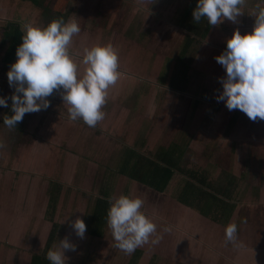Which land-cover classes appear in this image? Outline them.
<instances>
[{
	"label": "rangeland",
	"instance_id": "374dc122",
	"mask_svg": "<svg viewBox=\"0 0 264 264\" xmlns=\"http://www.w3.org/2000/svg\"><path fill=\"white\" fill-rule=\"evenodd\" d=\"M56 1L57 0H50V6L48 8H52ZM67 2L65 7L66 14L62 16H64L65 19L69 16L75 17L81 27V31L74 35L72 39L71 49L83 55L84 47H90L95 43L110 41L118 50L119 66L123 64L124 66H128L129 64L131 66L130 68L138 69L139 74L135 75L141 78L140 81H143L144 78H152V80H154L155 75L153 74L156 72L154 68H160L162 65L164 71L161 70V72L163 71L164 76L165 72L168 70L166 65L168 59H162L163 63H165L163 64L161 63V57L170 56L176 61L188 33L186 29L177 25L178 23L176 24V22L182 19L183 15L181 14L185 11L191 0H67ZM257 3L258 0H245V3L241 6V9L244 7V10H242V17L240 18L244 24L240 25H252L254 23L253 15L256 11ZM4 5H6V14L2 17L10 18V22H16V20L22 21L20 15H27L30 17L31 22L46 25L58 16L56 12H52V9L48 11L46 8L44 10V7L35 6L31 2L5 0ZM2 9L4 10L5 8ZM243 13H246V15ZM112 18L115 21L110 22ZM228 21L229 20L225 18L223 24H226ZM6 22L7 21L3 22L0 20V62L3 61L2 57L5 55L4 50L8 47L7 40L3 35V29L7 24ZM218 25H214L215 28L219 27L217 30L222 31L220 25ZM240 25H238L239 28H241ZM213 28L210 33L213 31ZM217 38L215 39L219 40ZM205 40L207 41V39ZM206 41L202 40V42ZM203 44L204 43L196 46L198 48L194 47L196 51L202 48ZM209 45L217 44L215 42H209L208 46ZM157 55L160 59H155L154 56ZM212 55L213 54L210 53L204 61H212ZM16 59L17 57L15 60ZM195 61L196 60H194V62ZM83 68L84 66L81 65V70H83ZM146 72H148V74H146ZM128 75L129 73L127 72L125 76L128 77ZM121 76H123V73ZM3 77L6 78L7 76L4 75ZM120 78L109 88L107 102L103 106V110H109L110 114L114 115L113 118H110L109 123L107 125L105 124L108 139L115 140V144L113 143L109 151H107L105 147L101 148L102 144H100V142H95L96 139L101 136L96 134L98 130H101V121L97 123L94 129L84 125L81 121L78 127L81 129L76 132V126L69 124L68 119L64 117L65 115L61 117L62 114L60 113H52L58 110V107H56L58 105H56V103L61 100L59 92L55 90L48 97L52 105L50 103L47 109L25 113L22 118L21 126L27 127L28 122H30L29 126L31 125L33 118L42 120V118L45 117L46 121L44 125L35 126V129H32L33 135H38L39 132L40 135L31 139L32 136L19 133L15 127L4 128L3 136L7 137L8 141L5 140L6 143H4L0 140L1 149L4 146L11 147L13 142L21 141L20 139H23V141L29 139L30 143L27 144L23 150L20 149L17 151L16 148H14L15 150L12 149L13 152L16 153L15 155L17 156V153H19L21 157L20 154H23L25 157L31 158L34 163L40 162L43 164L44 162L45 166H39L38 171L31 170L33 171L31 174L38 178L42 187L46 188L47 182L50 181L60 183L58 192L61 193L60 197H62L65 206L64 208L63 205L61 206L60 213L55 212L51 214L50 209L52 207L49 203V214L47 213V215L51 216L52 218L50 220L53 219L52 221L54 222V215L57 214L56 220H59L60 224L65 223V226L62 227V229H65L62 235L67 231L66 229L68 226V221H66L67 223L64 221L66 218L64 213L71 218L78 212L77 216L84 219L86 223L85 236L83 239L79 238L77 240L79 243L76 245L77 252L82 255H80L81 257H75L78 261L80 260L81 264H131L138 249H141V252L135 264H176V260H179L178 264H237V261H241L243 255L239 251L241 246L233 248V251L230 252L225 251L224 256L221 257L220 250L223 251V246L219 243L217 244V241L204 238V231L200 232L198 229H193L191 231V235H189L191 240L189 241H192V243L195 241L194 243H197L196 241L200 239V244L193 243L185 247L182 245L175 246L173 242L177 240L174 239L173 235H178V232L173 229L168 232L162 231L163 226L169 224L167 222L169 219L167 212H165V214L161 213V211H170L168 203L166 205V198L163 196L161 198L156 196L154 189H151L149 186L140 183L136 184L137 187L133 186V182H131L128 177L122 179L121 174L116 171V169H119V157L122 155V152L117 148L121 147V143L128 144L129 141H132L125 133V130L126 126H130V123L135 120L131 118L128 112H126L124 116L123 98L121 96L123 90L121 84L123 81H121ZM140 84L141 83L136 84V87H138L137 91L141 89ZM159 84L160 83H158V85ZM166 86L163 88L165 89ZM150 87L144 93H151ZM142 88H144V86ZM154 89H152V91H154L152 93H160L162 87L155 86ZM167 90H169V88ZM10 91L13 93L14 87ZM170 92L174 95L175 99L182 101L181 94H176L178 91L169 90V93ZM151 96L152 94L150 97ZM134 98H136V95ZM136 100L137 99H135V101ZM167 104L169 106L175 105L171 102H167ZM162 105L166 106V103ZM213 105L211 106L213 107ZM164 106L161 107L163 108ZM64 112L66 113L65 109ZM53 114L56 115V123H50L49 121L50 115ZM112 120L114 122H112ZM23 121H26L27 124H24ZM118 121L123 122L124 125L120 126ZM151 121L153 120L151 119ZM168 121V125L172 123L171 127L179 126L174 119H169ZM157 123L158 119L155 120V125ZM251 123L253 126H251ZM262 123L264 124V120L262 119L257 118L256 120H252L245 116L238 127L240 131V133H238V139L240 142H248V144L245 151L243 149L239 152L241 157L239 159L242 163L237 169L239 172L242 169V174L246 175L244 176L245 179L253 183L256 188L255 190L261 195L258 201H263L262 199L264 197L262 196V189L264 188V129L263 127H258L261 126ZM18 124H20V121L17 122L16 125L18 126ZM168 125L164 127L167 128L169 127ZM82 127H84V129ZM144 130H148V127L141 126L139 130H136L137 134L132 135L134 136L133 139H136V141H133L131 143L132 145L138 146V144H142L140 140L145 139ZM106 136L107 135L104 134L103 141L106 139ZM238 139H235V141L238 142ZM209 141L210 139L206 140V142ZM9 150L10 149L7 150L8 153ZM141 152L146 151L142 150ZM204 152V150L202 152L195 150L193 155L197 158L202 157V160L205 156L201 154H204ZM215 154L216 155H213L212 165L217 166L219 171L224 168L225 164L231 160L233 155V153L227 149L216 150ZM107 166L109 167V171H107L109 175H106L105 171ZM217 167H215L216 170ZM31 168H33V166H31ZM99 171L101 176L98 173ZM94 173L100 178L96 177L97 175ZM101 181H104V183L106 182L105 185L108 186L107 189L110 195L118 196L124 192V194L131 192L133 195L142 197L144 200L143 210L149 215L152 216V212L157 211L159 217L155 218L154 215L152 217L157 223V231L161 233L158 243L152 244L149 242L143 244L132 253L126 254L115 247V241L108 225L105 226L104 230L106 231L102 236L95 237L91 235L90 229H94L92 220L96 197L98 194H101L100 192L103 184H101ZM52 183L53 182H51V184ZM179 183L180 181L175 183L174 187L170 188V190H173L170 194H173L174 191L178 189L177 185ZM259 185L260 187H258ZM52 187L54 188V186ZM9 194L8 191V197H10ZM36 195H38V192L34 193V199L29 198V211L30 208H32V203L35 201ZM155 202H157L156 205L154 204ZM262 205L263 207L261 208L264 211V204ZM57 206L58 203L56 204V207ZM33 207L36 209L39 208L37 205H33ZM25 209H27V205ZM74 212L76 213L74 214ZM18 217H25V220H23V222L19 221V224L15 220L16 215L14 216L13 227L11 228L13 230H9V235L11 233L14 235L11 237L12 241H0V264H29V260L33 253H41L43 251L44 245H40L41 241H39V239L43 237L46 224H43V226L41 224L35 229V217H30L29 215H19ZM173 223L176 224V222ZM104 230L102 232H104ZM247 233V231H239L238 241H246L248 236ZM180 238L183 239L182 236ZM221 238L226 241L225 235ZM180 241H187V239ZM206 249L207 257L204 256ZM89 254H93V257H91L92 259L90 256L86 257ZM68 256L66 257V264H79L75 258L68 262ZM235 258H237V260Z\"/></svg>",
	"mask_w": 264,
	"mask_h": 264
},
{
	"label": "crops",
	"instance_id": "0c3cea01",
	"mask_svg": "<svg viewBox=\"0 0 264 264\" xmlns=\"http://www.w3.org/2000/svg\"><path fill=\"white\" fill-rule=\"evenodd\" d=\"M19 1L31 2L33 5H35L32 0ZM39 2L40 4L35 6L44 7V10L47 6H50V0H39ZM4 4L5 0H0V8H5L4 10L1 8L0 10V20L3 22L7 21L6 23L8 24L11 19L2 17L6 14L5 10L7 4ZM242 10H244V7L241 9V11ZM181 15H184V12ZM244 15H246V13ZM20 16L22 21H31L30 17L27 15ZM241 17L242 13L237 17L235 22L229 20L226 24H223L224 22L222 21L219 24L222 31H218L217 29H219V27L215 28L214 26L216 31L213 28V31L207 38H205L207 41L203 39L206 42H203L204 44L202 48L198 49L197 51L195 48L190 49V53L188 54H194V56L196 55L194 58L196 61H193L191 66H189L186 82L184 80L180 82V78L178 79L176 77V73H178L177 70L181 64L178 62V58L180 54H182L187 35L176 61L170 56H165L163 58L161 57V63H163L162 59H168V62H166L168 70L163 76V65L160 66V68H154V70H156L155 74H153L155 75V81L152 80V78H144L143 81H140L141 78L135 75L139 74L138 69L130 68L131 66L129 64L128 66H124V64L119 66L121 73H123L124 76H121L123 79L120 78L121 81H123L121 84V87H123L121 93L123 98L122 104L124 105L123 113L124 116L126 112L130 113L131 118L135 120L134 122L130 123V126L127 125L125 130V133L132 141H129L128 144L121 143V147H116L122 152L121 157H119V169H116V171L121 174L122 179L128 177L131 182H133V186L135 187H137V183L148 186L139 182L135 178H131L125 171H123L122 167L126 164L128 160L127 158L132 151H135L146 156L147 158L156 159L157 157L155 156V153L157 151L168 149L174 146L177 149V163H179L182 169H175L174 174L171 176L164 191L154 189L156 196H159L160 198L163 196L166 198V205L168 203V207L170 208V211H161V213L165 214V212H167L169 217L167 222L170 225H173L172 229L174 231L176 230L178 232V235H173L174 239L177 240L176 242H173V244L175 246L182 245L183 247L192 245L195 241H193V243L192 241H189L191 240L189 235H191V231L193 229H198L200 232L204 231V238L217 241V244L219 243L223 246V251L220 250L221 257H223L225 251L230 252L233 251V248H235L232 243L224 241L221 238L225 235L224 229L226 224L230 221H234L238 224V234L239 231L248 232L246 241H239L241 243V249H239V251L243 255L241 257V261H237V264H264V211L261 208L263 207L262 204H264L262 203L264 202V197L262 199L263 201H258L261 195H259V192L255 190L256 188L254 187L253 183H250L249 180L245 179L244 176L246 175L242 174V169L240 172L237 169L242 163L239 159L241 158L239 152L243 149L245 151L248 144V142H240L238 139V133H240L238 127L240 126L242 119L247 115L239 109L229 110L223 100L218 101L216 99V97L222 91V83L220 78L224 77L226 72L224 67L218 63L214 57L221 54V52L226 48L227 39L231 37L233 31L236 28H239L238 25L244 24V22L240 19ZM110 20V22L115 21L113 18ZM22 21L16 20V22L20 25L23 23ZM177 23L178 22H176V24ZM240 26L241 28H239V30L243 34L245 32H250L252 30L253 24ZM215 38L219 40H216ZM209 42H215L217 45L208 46ZM6 50H4V53ZM210 53L213 54L212 61H204L207 59V56L210 55ZM154 57L155 59L159 58L158 55ZM2 60L3 61L0 62V96H5L8 99V106H0V140L6 143L5 140H8L7 137L3 136V131L4 128L8 127L3 125V117L5 115L12 114L10 98L12 92L10 90L13 89V87L9 85L7 77L5 78L3 76H7L6 73L13 61L6 62L5 55L2 57ZM139 70L141 71L140 67ZM161 70L163 71L161 72ZM127 72L130 75H128V77L125 76ZM146 74H148V72H146ZM137 83H141L140 86L142 90L139 89L137 91ZM158 83L160 84L158 85ZM143 86L144 88H142ZM155 86L162 87L160 93H152L154 92L152 89H154ZM164 86H166L165 89L163 88ZM149 87L151 89V93L149 92L150 95L152 94L151 97L149 94L144 93ZM167 87L171 91H178L176 94H181L182 101L175 99L174 95L171 94V92L169 93ZM135 95L136 98H134ZM135 99L137 100L135 101ZM57 102L59 103H56V105H58L56 106L58 107V110L52 113H60L62 114L61 117L65 115L64 117L66 119V113L64 112V109L66 111L67 105H63L62 99ZM167 102H171L175 105L169 106ZM50 103L52 105V102ZM164 103H166V106L162 105ZM211 105H213V107ZM161 106L164 107L162 108ZM54 114L50 115V123H56V115ZM105 116L106 117H104L100 123L101 130H98L97 132L95 131L96 134L101 135L96 139L95 142H100V144H102L101 148L105 147L106 150L109 151V148H111L115 140L108 139V133L105 129V124L107 125L110 118H113L114 115H111L109 110H106ZM36 119H32L30 126V122L27 124L26 121H23L24 124H27V127L21 126V120L20 124L15 126V129L19 133H25L26 135L32 136L31 139L33 137H38L40 132L38 135H33L32 129H35V126L38 127L44 125L46 118L44 117L42 120ZM151 119L153 121H151ZM156 119H158V123L155 125ZM169 119H174V121L178 123L179 126L171 127L172 123L171 125H168ZM112 122L114 121L112 120ZM68 123L76 126V132H78V130L80 131L81 128L78 127L81 121L68 120ZM165 123L169 127L165 128L167 126ZM252 123L251 126H253ZM118 124L120 126L124 125L121 121H118ZM141 126L148 127V130H144L145 139H141L140 143L142 144H138V146L132 145L131 143L136 141V139H133L134 136L132 135L137 134L136 130H139V127ZM94 127H91V129H94ZM258 127H263L264 129V124L262 123V125ZM82 128L84 129V127ZM104 134L107 136L103 141ZM208 139H210V141L206 142ZM235 139H238V142L235 141ZM20 140L21 141L13 142L11 147L4 146L1 149L0 146V241H12L11 237L14 235L12 233L9 235V230H13L11 228L13 227L15 215V220L19 224L21 221L23 222V220H25V217L19 218V215H29L30 217L33 216L36 218L35 229H37L41 224L42 226L43 224H46L43 237L39 239V241H41L40 245L43 244L45 247L50 233L54 227L55 237L51 243V247L58 244L59 240L66 236L75 245H78L79 241L77 240L80 237L75 234L70 224V221L76 219L78 212H74V214H76L71 218L67 216L66 213H64L66 216L64 221H68V226L66 229L67 231L64 233V235H62V232L65 230L62 229V227L65 226V223L60 224L59 220H56L57 214L54 215V222L52 221L53 219L50 220L52 217L47 215V213L49 214V203L52 207L50 209L51 214L55 212L60 213L61 206L63 205V208L65 206L62 197H60L61 193L58 192L60 189V183H56L55 181L47 182L46 188L40 185L41 182H39L38 178L33 176L31 173L33 171H38V167L45 166V164L44 162L43 164L40 162L34 163L31 158H28L27 156L25 157L23 154H20V157L19 153H17V156L19 157L18 158L15 155L16 153L13 152V150H15L14 148H16L17 151L20 149L23 150L26 145L30 143L29 139L24 141L23 139ZM8 149H10V154L7 152ZM224 149L229 150L231 153H233V155L231 160L227 162L225 166L222 165L224 168L219 171L217 166L212 165L213 155H216V150ZM142 150L146 152H141ZM195 150L198 152H202L204 150V154L201 155H204L205 157L201 160L202 157L197 158L194 156L193 154ZM134 159H136L134 162L138 160L141 161V159L138 157ZM132 163L133 160L130 164ZM31 166H33V168H31ZM215 167H217V170ZM140 170L142 171V169ZM105 171L106 175H109L107 174V171H109L108 166ZM98 173L100 175V171ZM96 177L100 178L98 175ZM178 181L181 183L177 185L178 189H176L173 194H170V192L173 191L170 190V188L174 187L175 183ZM51 182L53 183L51 184ZM105 183L104 181H101V194H98L97 197H102L105 193L107 195L106 197L111 196L109 190L107 189L108 186H106ZM52 186H54V188ZM258 187H260V185ZM8 191L10 193V197H8ZM262 191L264 193V188ZM35 192H38V195H36L35 201L32 203L33 209L30 208L29 211V198L34 199ZM263 193L262 196H264ZM53 197L55 198L54 200ZM224 200L227 201V203H225ZM57 203L58 206L56 207ZM156 203L157 202L154 204L156 205ZM197 203L199 206H196L198 205ZM26 205L27 209H25ZM33 205H37L39 208L36 209L33 207ZM152 214L155 216V218L159 217L157 211L152 212ZM173 222H176V224ZM105 226H107V223L102 226L100 230L103 231ZM90 231L92 236L100 237L105 233L106 230L100 234H94L92 229H90ZM181 236L183 239H187V241H180L183 240L180 238ZM199 240L196 241L198 244L201 243ZM80 255L82 254L77 252V248H75V250L69 249L65 251V256H68V262H70L75 257H81ZM92 255L89 254L86 257L90 256L91 258L93 257ZM204 256L207 257V249L204 252ZM237 258L235 259L237 260ZM31 259L29 260V264H31ZM75 260L81 264L80 260L78 261L76 258ZM178 262L179 260H176V264H178Z\"/></svg>",
	"mask_w": 264,
	"mask_h": 264
},
{
	"label": "clouds",
	"instance_id": "9594fccd",
	"mask_svg": "<svg viewBox=\"0 0 264 264\" xmlns=\"http://www.w3.org/2000/svg\"><path fill=\"white\" fill-rule=\"evenodd\" d=\"M245 0H197L192 16L199 22L206 18L209 25H218L225 18L235 22L242 13ZM252 30L233 31L226 48L215 57L226 72L221 79L222 91L216 97L229 110L239 109L249 119L264 120V0H258ZM22 43L16 48L17 59L7 71L11 94V115L3 117V125L14 128L24 114L47 109L48 97L59 92L67 105L66 118L82 121L94 127L105 117L103 106L109 88L122 73L119 53L112 42L95 43L83 48V55L71 49L74 35L81 31L78 20L59 16L46 25L25 21L21 24ZM81 65L84 66L81 70ZM0 106H8V99L0 96ZM103 198V197H101ZM106 222L111 229L115 247L130 254L143 244L158 243L161 233L155 219L143 210L144 200L131 192L107 197ZM75 234L84 238L86 223L77 216L70 221ZM173 225L165 224L163 232ZM225 240L239 247L238 224L230 221L224 229ZM76 245L66 236L50 247L46 259L50 264H66V250Z\"/></svg>",
	"mask_w": 264,
	"mask_h": 264
},
{
	"label": "trees",
	"instance_id": "16d2710c",
	"mask_svg": "<svg viewBox=\"0 0 264 264\" xmlns=\"http://www.w3.org/2000/svg\"><path fill=\"white\" fill-rule=\"evenodd\" d=\"M32 2L35 5L40 4L39 0H32ZM67 3V0H57L52 8H48V6L46 8L48 9V11L49 9H52V12H56L58 14V16H56L57 18L66 14L65 7ZM196 3L197 0H191V2L188 4L187 8L184 11L182 19L178 21V25L186 29L188 32L187 39L182 50V54H180L178 58L179 63L181 64L179 65V68L177 70L178 73H176V77L178 79L180 78V82H182L183 80L186 82V76L188 73L189 66H191L196 56H194V54H188L190 53V49L201 45L203 43L202 40L209 36L210 31L214 26L209 25L206 21V18L203 17L199 22L194 21L192 12L193 9L196 7ZM3 34L7 40L8 45L7 50L5 52V61L12 62L16 58L17 46L22 43L21 25L13 21L8 22V24L3 29ZM176 152L177 149L174 146L168 149L157 151L155 153V156L157 157L156 160L147 158L144 155L132 151L129 157L127 158L128 160L126 164L122 167V169L131 178H135L139 182L146 184L155 190L164 191L171 176H173L175 169H182L179 163H177ZM136 157L141 159V161L138 160L134 162V160H136L134 158ZM132 160L133 163L130 164ZM140 169H142V171ZM106 196L107 195L105 193L104 196H102L103 198H101V196L97 197L95 202L92 220L94 223V229L92 230L94 234L102 233L100 229L107 223L106 217L109 204ZM54 199L55 198L53 197V200ZM224 202L227 203V201L225 200ZM196 206H199V204ZM54 237L55 227L51 231L43 251L41 253L32 255L31 264H50V262L46 259V252L51 247V243ZM140 252L141 250L138 249L137 254L135 255V258L133 259L131 264H135V262H137Z\"/></svg>",
	"mask_w": 264,
	"mask_h": 264
}]
</instances>
